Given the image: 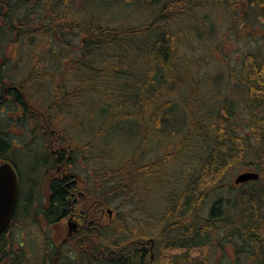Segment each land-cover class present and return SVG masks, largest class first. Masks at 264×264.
Wrapping results in <instances>:
<instances>
[{
    "label": "trees",
    "instance_id": "1",
    "mask_svg": "<svg viewBox=\"0 0 264 264\" xmlns=\"http://www.w3.org/2000/svg\"><path fill=\"white\" fill-rule=\"evenodd\" d=\"M76 1L0 0V13L6 14L8 28L12 31L10 39H13L15 21L23 23L31 10L37 30L32 29L30 42H35L34 39L38 42L39 38L40 42H47L46 48L51 44L47 55L62 56L60 48L53 45L52 36L56 42L64 41L65 48L76 39L79 42L80 54L76 58H65L64 71L51 76L50 68L47 69L46 81L53 96L49 104L52 110L60 104V110L66 115L72 104L88 95L96 101L97 117L104 119L100 126L92 128L94 137L76 147L63 126H57L62 129L65 152L71 149L74 155L81 153L85 157L86 153L92 154L97 149L99 138L110 140L108 131L118 135V131L129 126V133L134 136L144 126L147 130L153 127L156 134L165 137H179L186 127L187 133L171 155L158 157L148 164L139 163L136 155L145 143L143 138L133 156L119 167L103 164L95 169L93 187L84 188L86 199H79L82 210L93 204L89 212L84 213L91 223L87 222L63 242L50 234H41L36 239V233L31 230L35 227L30 224L43 228V222L55 225L67 215L71 201L65 188L53 190L45 220L40 212L25 217L28 207L21 201L9 230L0 235V264H237L235 255L239 263L244 258L251 264H264V56L246 55L240 74L232 73L251 131L250 135L241 136L233 123V115L238 112L235 103L215 107L219 111L218 121L210 122L207 118L197 119L191 101L197 95L196 88H191L185 102L173 99L176 86L183 84V68L191 79L194 75L188 61L181 63V34L162 29L163 25L182 26L187 22L191 25L190 29L187 27L190 33L202 38L200 25L192 26L193 21L213 2L227 8L233 18V30L241 26L242 35L239 32L238 39L259 40L260 36L264 38V0H117L151 12L153 16L140 26L119 27L105 25L95 15L78 17L79 12L71 7ZM250 21L261 27L259 37L246 28L243 31L244 25H252ZM8 28L2 31L6 33ZM207 31L211 35L214 28L210 26ZM119 48L127 51L131 58L125 59L127 67L101 68L100 53ZM104 85H107L106 90ZM147 130L145 135H148ZM206 134L213 138V143L197 175L183 190L171 188L170 178L156 183L158 189L170 190L164 191L166 198L170 197L159 219L153 221L144 215V221L157 223L156 231L150 230L151 224H147L145 231L138 226L130 230L127 215L122 211H117L110 219L106 217L107 212L101 214L110 204L121 200L120 207L133 205L130 214L145 212L146 199L152 197L153 192L151 181L160 174L159 169ZM251 137L263 148L261 151L251 147ZM250 149H255L259 161L263 160L257 172L260 178L226 185L225 179L234 167L241 165L247 166L248 171L255 170L257 164L250 158ZM105 154L108 158L109 154ZM91 156L86 159L103 157ZM117 217L120 219L115 220ZM35 241L42 244L36 245ZM227 248L234 252L232 262Z\"/></svg>",
    "mask_w": 264,
    "mask_h": 264
},
{
    "label": "rangeland",
    "instance_id": "2",
    "mask_svg": "<svg viewBox=\"0 0 264 264\" xmlns=\"http://www.w3.org/2000/svg\"><path fill=\"white\" fill-rule=\"evenodd\" d=\"M71 7L79 12L78 17L80 16V18L95 15L97 20H101L103 24L113 27L129 25L140 26L148 23L153 18L151 12H145L136 6L127 3H120L117 0H106L105 3H100L97 0L84 3L81 0H77L75 3H71ZM197 23L200 25L198 29L203 34L202 38H199L196 34L190 33L187 27L190 29L191 25H187V22H184L182 26H162L164 31L170 30L174 34H181V41L179 43L181 49V63L184 64L188 61L191 68L190 70L194 75V78L191 79L185 73L187 70L183 68V84L182 86H176V90L172 97L175 100L185 102V99H187L190 94L191 88H196L197 95L195 94L196 96L193 97L191 101L194 105L197 119L207 118L210 122L218 121L219 111L218 109L215 110V107L219 108L225 103H235L236 106H238L237 114L233 115L235 131L241 136L250 135L251 131L248 128V123L246 121L248 113L245 109V105L243 106V101L240 97L241 95H239L236 88L237 81L235 80V77L232 76V73H236L237 75L240 74L242 61L246 55L253 53L257 56H264V38L260 36L259 40L252 37L238 39V33L241 32V26H239L238 29L233 30L235 27L233 24V18L227 8L222 5L214 4L213 2H210L205 11L193 21L192 26ZM250 23L252 25H244L242 29L246 28L249 32L259 37L261 27L251 21ZM210 26L214 28L211 35L207 31V29L210 30ZM52 40L53 45H56L58 49L60 48V54L62 55L59 58L51 53L50 55H47V69L49 67L50 75L52 76L54 73L55 76L56 73H61L62 70L64 71V66H67V63L64 65L65 58H76L77 55L80 54V50L78 48L79 42L77 39L69 48H65L64 41L62 40H57L56 42L53 36ZM37 41L40 42V39L37 38ZM50 47L48 46L46 48L48 52L51 51ZM127 54V51L120 48L100 53V66L101 68L106 66L108 69H110L111 66H118V68L124 69L127 67L124 64L126 63L125 59H131ZM33 63L31 65H33ZM48 87L49 84L47 85V88ZM106 89L107 85H104V90ZM50 93L51 91L49 89V96ZM95 104L96 101H94V98L87 95L82 101L77 100L76 104H72L68 108L66 115H64L63 111L59 112V115H62L63 129L66 131L69 138H71L74 147L78 146L77 144L82 145L88 143L89 140L94 137V134H92V128H97L103 123V116L100 118L97 117L98 109ZM53 114H55V112ZM125 125L128 124H124V126ZM129 128L130 126L118 131L120 133L118 135H116L115 132L112 133L110 131L109 133L108 131L107 135L110 140L107 142L106 140L99 138L96 144L97 149H94L92 154L86 153L87 156L85 157L81 153L74 155L76 162L73 169H70V171L73 170L80 179L78 188L79 192H76V194H80V192L83 193L82 190H84V188L85 190H88V188L93 187L95 181V169L101 167L103 164L109 167H119L121 164L128 161L129 158L133 156L134 151L143 138L145 139V143L142 146L141 151L139 150L137 152L136 158L141 161L139 163L148 164L158 157L173 154L177 145L180 143V140L187 133L186 127L179 137H165L156 134L153 127L147 130V127L144 126L142 131L134 136L129 133ZM146 130L148 135H145ZM251 139V147L261 151L263 148L258 146V142L252 137ZM212 143L213 138H210L207 134L199 137L194 140L192 145L185 148L179 156L164 164L162 168L159 169L160 174L151 181L153 192H151L152 197L146 199L148 202L146 204L147 207L145 208V212L142 210L140 213L137 211L130 214L129 211L133 209V205H124L123 207H120L119 203L122 200L110 204V206L106 208V212L112 210V216L114 217L117 211H122L124 216L127 215L126 219L130 230L134 227L137 228L138 226V228L145 231L147 224H151L150 230L154 229L156 231L157 223L147 220L144 221V215L152 218L153 221L156 218L159 219L161 214L165 212L168 204L167 198L169 199L170 197L167 196L166 198L164 192H169L170 190H160L157 188L158 186H155L156 183L160 179L162 180V183H164V179L170 178L172 180L171 188H175L176 190H179V192L183 190L186 184L192 181L197 175L198 170L202 165L203 158L207 155L209 151L208 148L211 147ZM255 149H250L252 151L250 158H252L257 164L253 168L255 169L254 171L259 172L262 168L263 160H261V162L256 158ZM105 152L109 154L108 158L106 157L107 154H105ZM91 155L93 157H100L103 155L105 158L103 159L102 157L101 159L87 160ZM246 171H248L247 166L238 165L234 167L226 177L225 184H231L240 173ZM46 191V188L39 192L36 191L35 200L37 199L39 201L41 199L40 194L44 195V192ZM23 194L27 197L28 191L26 188ZM145 198H147V196H145ZM209 204L210 202L207 203V208ZM33 208L35 213H38L39 211V206L28 207L27 210L31 215L35 214L32 210ZM119 219L120 218L117 217L115 220ZM85 224L87 225V220L85 221ZM116 224L118 225L119 222ZM30 226L35 227H32L31 230L36 233V239H38V236H41V234H50L59 242H63L69 238V235L72 232H74V228L72 227L73 222L68 221L67 219H63L59 223L51 226L47 225L46 222H43V228L35 224H30ZM159 230H161V228H159ZM35 242L36 245L39 243V246L42 244L39 241ZM70 242L72 243V241ZM227 253L231 255L232 262L234 252H231V250L227 248ZM234 260L237 264H243L245 261L244 258H242L240 261L241 263H239L236 255ZM245 263L251 264L248 260H246Z\"/></svg>",
    "mask_w": 264,
    "mask_h": 264
},
{
    "label": "flooded vegetation",
    "instance_id": "3",
    "mask_svg": "<svg viewBox=\"0 0 264 264\" xmlns=\"http://www.w3.org/2000/svg\"><path fill=\"white\" fill-rule=\"evenodd\" d=\"M33 18L28 10L23 23L15 21L13 39H10L12 31L8 28L6 14L0 13V166H12L19 177L16 209L21 201L27 207L39 206L38 212L44 219L53 190L65 188L70 195L71 207L63 219L72 221L74 232H77L84 227L87 220L84 213H88L93 204L84 210L79 208V199L84 201L86 196L81 192V196L76 194L80 179L73 170L70 171L76 158L71 149L65 152L62 129L57 128L63 125L62 115H59L62 106L59 104L52 110L49 104L53 96H48L46 87L47 42H36V39L30 42L32 29L37 30V21ZM44 18L46 20L45 12ZM5 28H8L6 33L2 31ZM50 133L53 134L49 139ZM25 188L27 197L23 194ZM44 188L47 191L40 194L39 201L35 200L36 191ZM32 210L35 213L34 208ZM105 213L106 210H102L101 214ZM28 214L26 210L25 217Z\"/></svg>",
    "mask_w": 264,
    "mask_h": 264
},
{
    "label": "water",
    "instance_id": "4",
    "mask_svg": "<svg viewBox=\"0 0 264 264\" xmlns=\"http://www.w3.org/2000/svg\"><path fill=\"white\" fill-rule=\"evenodd\" d=\"M260 178V174L254 171L240 173L236 179V184L255 181ZM19 194V181L15 170L10 165L0 166V234H2L11 224L17 199ZM111 215H113V212Z\"/></svg>",
    "mask_w": 264,
    "mask_h": 264
},
{
    "label": "bare ground",
    "instance_id": "5",
    "mask_svg": "<svg viewBox=\"0 0 264 264\" xmlns=\"http://www.w3.org/2000/svg\"><path fill=\"white\" fill-rule=\"evenodd\" d=\"M17 177H18V175H17ZM18 180H19V177H18Z\"/></svg>",
    "mask_w": 264,
    "mask_h": 264
}]
</instances>
